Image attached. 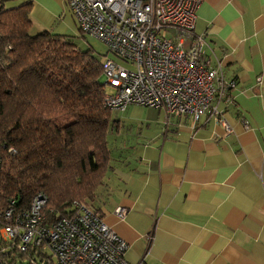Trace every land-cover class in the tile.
<instances>
[{"label": "crops", "instance_id": "0c3cea01", "mask_svg": "<svg viewBox=\"0 0 264 264\" xmlns=\"http://www.w3.org/2000/svg\"><path fill=\"white\" fill-rule=\"evenodd\" d=\"M29 1L30 34L76 28L64 0ZM194 32L237 81L233 103L219 102L231 131L209 116L109 110L115 145L107 140L110 167L90 204L126 241L130 264H264V0H201Z\"/></svg>", "mask_w": 264, "mask_h": 264}, {"label": "built area", "instance_id": "2783aa9c", "mask_svg": "<svg viewBox=\"0 0 264 264\" xmlns=\"http://www.w3.org/2000/svg\"><path fill=\"white\" fill-rule=\"evenodd\" d=\"M64 1L79 31L101 40L112 55L100 62L105 107L137 104L190 114L194 122L209 116L231 131L219 102L233 103L228 92L237 81L224 78L219 60L204 57L205 40L194 32L201 0ZM15 203L0 204V264H130L126 241L87 203L73 201L72 212L60 217L42 192L27 208ZM113 213L122 218L127 209L117 206Z\"/></svg>", "mask_w": 264, "mask_h": 264}, {"label": "trees", "instance_id": "16d2710c", "mask_svg": "<svg viewBox=\"0 0 264 264\" xmlns=\"http://www.w3.org/2000/svg\"><path fill=\"white\" fill-rule=\"evenodd\" d=\"M0 0V204L47 196L53 216L90 201L108 170L100 58L64 34H30V1ZM12 149V150H9Z\"/></svg>", "mask_w": 264, "mask_h": 264}, {"label": "rangeland", "instance_id": "374dc122", "mask_svg": "<svg viewBox=\"0 0 264 264\" xmlns=\"http://www.w3.org/2000/svg\"><path fill=\"white\" fill-rule=\"evenodd\" d=\"M58 34L67 35L80 50H87V48H90L92 50V54L97 58H100V62L102 56H112L110 53H108L106 45L101 40L86 34H82L79 31L78 26H76L74 31ZM113 133L116 132L111 131V133L108 132L107 134L108 145L110 148H114L113 146L115 145V136L113 135Z\"/></svg>", "mask_w": 264, "mask_h": 264}]
</instances>
